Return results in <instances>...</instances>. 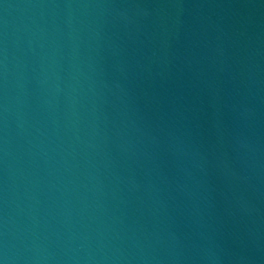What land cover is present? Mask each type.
<instances>
[{
	"label": "water",
	"instance_id": "obj_1",
	"mask_svg": "<svg viewBox=\"0 0 264 264\" xmlns=\"http://www.w3.org/2000/svg\"><path fill=\"white\" fill-rule=\"evenodd\" d=\"M0 264H264V0H0Z\"/></svg>",
	"mask_w": 264,
	"mask_h": 264
}]
</instances>
